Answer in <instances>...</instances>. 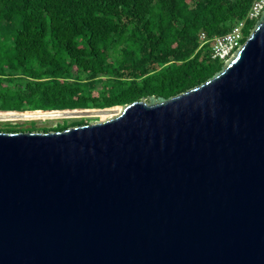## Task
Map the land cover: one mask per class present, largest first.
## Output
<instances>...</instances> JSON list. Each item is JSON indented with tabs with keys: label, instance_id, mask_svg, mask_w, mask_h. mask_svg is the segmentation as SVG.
<instances>
[{
	"label": "water",
	"instance_id": "water-1",
	"mask_svg": "<svg viewBox=\"0 0 264 264\" xmlns=\"http://www.w3.org/2000/svg\"><path fill=\"white\" fill-rule=\"evenodd\" d=\"M0 264H264V9L199 86L0 131Z\"/></svg>",
	"mask_w": 264,
	"mask_h": 264
},
{
	"label": "trees",
	"instance_id": "trees-1",
	"mask_svg": "<svg viewBox=\"0 0 264 264\" xmlns=\"http://www.w3.org/2000/svg\"><path fill=\"white\" fill-rule=\"evenodd\" d=\"M254 1L0 0V113L106 110L186 92L223 68L210 40L247 19Z\"/></svg>",
	"mask_w": 264,
	"mask_h": 264
},
{
	"label": "rangeland",
	"instance_id": "rangeland-1",
	"mask_svg": "<svg viewBox=\"0 0 264 264\" xmlns=\"http://www.w3.org/2000/svg\"><path fill=\"white\" fill-rule=\"evenodd\" d=\"M124 107H115L113 109L99 110V109H74L70 111H57L61 114H55L53 116L43 115L48 114V112L36 111L26 112V113H3L0 114V127H5L7 124L12 123L17 125L18 128H30L35 126L36 128H49L63 124L71 123L73 121H79L85 119L92 122H100L112 117L119 115ZM9 114V115H8ZM25 115V116H24ZM39 115V116H38ZM34 122V124H32Z\"/></svg>",
	"mask_w": 264,
	"mask_h": 264
},
{
	"label": "built area",
	"instance_id": "built-area-1",
	"mask_svg": "<svg viewBox=\"0 0 264 264\" xmlns=\"http://www.w3.org/2000/svg\"><path fill=\"white\" fill-rule=\"evenodd\" d=\"M264 9V0H255L247 19L238 20L225 34L215 36L211 41V56L222 62H226L234 53V51L248 38L244 30L248 20L257 19ZM201 45L207 43L208 37L205 32L199 34Z\"/></svg>",
	"mask_w": 264,
	"mask_h": 264
},
{
	"label": "bare ground",
	"instance_id": "bare-ground-1",
	"mask_svg": "<svg viewBox=\"0 0 264 264\" xmlns=\"http://www.w3.org/2000/svg\"><path fill=\"white\" fill-rule=\"evenodd\" d=\"M36 113V112H35ZM1 115L3 114V113H0ZM55 114H61L60 112H58V113H53V112H48V114H44L43 113V115H49V116H53V115H55ZM9 115V114H8ZM25 116V115H24ZM39 116V115H38Z\"/></svg>",
	"mask_w": 264,
	"mask_h": 264
}]
</instances>
